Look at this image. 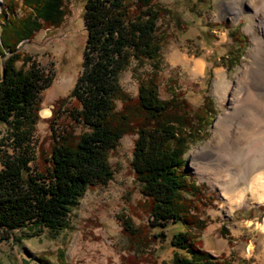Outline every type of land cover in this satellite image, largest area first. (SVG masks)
I'll list each match as a JSON object with an SVG mask.
<instances>
[{"label": "trees", "instance_id": "1", "mask_svg": "<svg viewBox=\"0 0 264 264\" xmlns=\"http://www.w3.org/2000/svg\"><path fill=\"white\" fill-rule=\"evenodd\" d=\"M70 1L4 0L0 13V124L7 126L13 147L0 155V239H11L14 231L21 233L18 240L44 231L55 238L71 228L73 210L86 191L113 179L110 153L124 135L136 134L131 167L149 216L144 229L123 219L131 243L141 249L163 242L168 226L178 223L169 241L172 264H234L204 249L195 233L206 225L197 215L203 191L186 167V152L213 120V103L206 96L193 111L183 93L159 97L161 51L168 37L159 22L180 28L181 11L155 0H84L79 74L48 119V147L35 140L41 94L53 76L18 45L42 29L59 27ZM206 1L195 0L189 11L200 16L195 3ZM228 35L234 48L221 60L231 66L243 55L246 40L237 30ZM147 64L151 71L141 76L138 71ZM128 70L138 79L135 97L120 84ZM64 254L58 250L57 264H69Z\"/></svg>", "mask_w": 264, "mask_h": 264}, {"label": "rangeland", "instance_id": "2", "mask_svg": "<svg viewBox=\"0 0 264 264\" xmlns=\"http://www.w3.org/2000/svg\"><path fill=\"white\" fill-rule=\"evenodd\" d=\"M155 1L181 11L185 18L180 28L170 21L159 22L168 33L161 51L159 97L168 99L174 91L183 93L193 111H197L207 96L215 109L206 134L185 154L186 167L203 191L202 198L197 200V215L206 225L195 233L202 247L216 256L230 259L234 264H264V229L261 227L264 201L249 194L247 204L232 209L220 187L202 172L206 146L212 144L210 141L218 134L219 119L230 109L238 77L254 60V51L263 44L257 35L262 30L259 21L264 19V7L252 0H207L195 3L194 12L200 14L197 16L189 11L195 0ZM83 3L84 0H71L59 27L42 29L31 40L18 45L23 54L31 55L34 62L53 76L51 84L41 94L40 119L35 132V140L44 148L50 142L48 119L53 115L56 101L69 94L81 68L85 41ZM4 6L1 0L0 13ZM216 24L221 26L212 28ZM208 29L212 31L208 33ZM236 30L245 37L246 47L239 61L227 66L221 57L229 58L228 51L234 48V43L228 34ZM185 58H199L204 62L199 76L190 75L182 64ZM150 71L147 64L138 73L145 76ZM120 84L132 97L137 95L139 83L131 70L121 75ZM42 110L45 115L41 114ZM7 134V126L0 124V155L13 152ZM136 137V134H126L120 139L109 156L113 179L86 191L73 210L71 228L55 238L44 231L39 236L21 240L16 239L20 231H14L11 239H0V264H57L59 249L64 250L69 264H172L173 249L169 241L180 224L168 226L165 241L156 240L141 249L131 243L123 230L124 218L130 219L136 228L144 229L148 225L145 199L131 167ZM247 156L249 154L241 155L243 159ZM155 231L149 230L150 233Z\"/></svg>", "mask_w": 264, "mask_h": 264}, {"label": "bare ground", "instance_id": "3", "mask_svg": "<svg viewBox=\"0 0 264 264\" xmlns=\"http://www.w3.org/2000/svg\"><path fill=\"white\" fill-rule=\"evenodd\" d=\"M252 2L264 7V0ZM259 22L262 30L257 39L263 44L240 73L230 109L219 119L218 134L206 146L202 165L203 174L220 187L232 209L247 204L249 194L264 201V19ZM182 64L194 78L204 67L199 58H185ZM243 153L249 156L243 159Z\"/></svg>", "mask_w": 264, "mask_h": 264}, {"label": "water", "instance_id": "4", "mask_svg": "<svg viewBox=\"0 0 264 264\" xmlns=\"http://www.w3.org/2000/svg\"><path fill=\"white\" fill-rule=\"evenodd\" d=\"M41 114H42V115H45L46 113H45V111H44V110H42V111H41Z\"/></svg>", "mask_w": 264, "mask_h": 264}]
</instances>
